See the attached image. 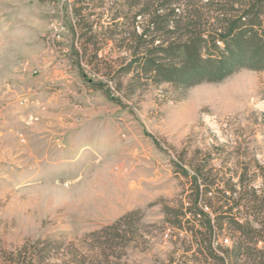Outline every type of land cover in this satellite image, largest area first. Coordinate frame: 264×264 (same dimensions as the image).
<instances>
[{
    "label": "rangeland",
    "instance_id": "rangeland-1",
    "mask_svg": "<svg viewBox=\"0 0 264 264\" xmlns=\"http://www.w3.org/2000/svg\"><path fill=\"white\" fill-rule=\"evenodd\" d=\"M134 1L0 0V264H220L167 207L188 206L197 165L241 193L248 168L264 196V71L186 90L121 72ZM253 201L233 212L260 226Z\"/></svg>",
    "mask_w": 264,
    "mask_h": 264
},
{
    "label": "trees",
    "instance_id": "trees-1",
    "mask_svg": "<svg viewBox=\"0 0 264 264\" xmlns=\"http://www.w3.org/2000/svg\"><path fill=\"white\" fill-rule=\"evenodd\" d=\"M138 4L141 8L133 16L117 14V17L124 15L125 24L132 26L131 30L124 29L121 43L126 47L128 59L119 70L136 80L170 83L186 90L200 82H220L244 68L264 71V0H135L128 9ZM138 17L145 18L140 31ZM76 54L80 61L78 49ZM205 168L195 166L188 206L181 202L178 207H167L173 215L171 224L182 227L186 215H192L194 219L186 221L193 224L190 229L198 252L207 260L237 264L246 255L262 264L264 250L255 245L264 240V221L256 219L260 225L256 226L250 220L241 221L233 212L235 208L240 212L246 198L260 201H253L254 213L260 214L264 209V196L257 194L247 178L248 168L239 176V187L246 188L243 193L236 189L235 183H226L225 189L220 186V178L209 180ZM259 168L264 178V166ZM182 171L187 177L191 175L185 168ZM213 187L217 190L214 198L208 196ZM235 192L239 194L237 197L233 196ZM214 201L215 205L221 204L215 207ZM206 207L212 208L215 217L205 211ZM135 213L140 210L121 217L104 231L122 230L123 221ZM225 225L236 242L231 247L216 248L214 240ZM119 233L112 234V239L122 236Z\"/></svg>",
    "mask_w": 264,
    "mask_h": 264
},
{
    "label": "built area",
    "instance_id": "built-area-1",
    "mask_svg": "<svg viewBox=\"0 0 264 264\" xmlns=\"http://www.w3.org/2000/svg\"><path fill=\"white\" fill-rule=\"evenodd\" d=\"M220 241H221V245H222V246H230V244L232 243V242H230L231 240H229V239H222V238H221ZM215 242H216V241H215ZM215 242H214V246H215V244L218 245V242H216V243H215ZM215 247H216V246H215ZM216 248H217V247H216Z\"/></svg>",
    "mask_w": 264,
    "mask_h": 264
},
{
    "label": "bare ground",
    "instance_id": "bare-ground-1",
    "mask_svg": "<svg viewBox=\"0 0 264 264\" xmlns=\"http://www.w3.org/2000/svg\"><path fill=\"white\" fill-rule=\"evenodd\" d=\"M223 239H229V240H231L229 236H225V235H224V238Z\"/></svg>",
    "mask_w": 264,
    "mask_h": 264
}]
</instances>
